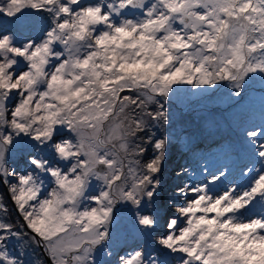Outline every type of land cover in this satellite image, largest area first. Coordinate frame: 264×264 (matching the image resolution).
I'll return each instance as SVG.
<instances>
[{"label": "snow or ice", "instance_id": "6c2138e0", "mask_svg": "<svg viewBox=\"0 0 264 264\" xmlns=\"http://www.w3.org/2000/svg\"><path fill=\"white\" fill-rule=\"evenodd\" d=\"M257 82L236 167L166 187L173 99ZM0 184V264H264V0H0Z\"/></svg>", "mask_w": 264, "mask_h": 264}, {"label": "rangeland", "instance_id": "374dc122", "mask_svg": "<svg viewBox=\"0 0 264 264\" xmlns=\"http://www.w3.org/2000/svg\"><path fill=\"white\" fill-rule=\"evenodd\" d=\"M229 91L221 88L204 95L181 92L173 99L171 111L175 123L169 131L174 147L162 175L166 187L175 181L174 170H178V165L188 166L196 181L201 179L205 165L213 170L225 165L236 167L240 152L238 130L249 122H259L262 93L258 82L252 84L244 99L239 101L230 97ZM10 164L18 171L24 168L18 153L13 154ZM7 196L6 185L0 184V197L7 199ZM9 207L11 209L10 202ZM12 219L15 221L16 216ZM130 228L128 214L122 213L121 231L127 234ZM18 248L26 251L24 259L28 264L45 260L41 249L33 251L19 245Z\"/></svg>", "mask_w": 264, "mask_h": 264}, {"label": "trees", "instance_id": "16d2710c", "mask_svg": "<svg viewBox=\"0 0 264 264\" xmlns=\"http://www.w3.org/2000/svg\"><path fill=\"white\" fill-rule=\"evenodd\" d=\"M201 144H205L206 145L207 143L201 142Z\"/></svg>", "mask_w": 264, "mask_h": 264}]
</instances>
